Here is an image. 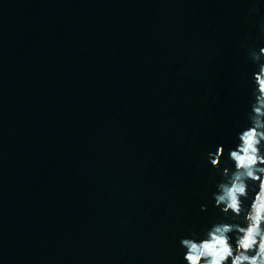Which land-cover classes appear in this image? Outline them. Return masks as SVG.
Returning <instances> with one entry per match:
<instances>
[{"label":"water","instance_id":"95a60500","mask_svg":"<svg viewBox=\"0 0 264 264\" xmlns=\"http://www.w3.org/2000/svg\"><path fill=\"white\" fill-rule=\"evenodd\" d=\"M255 6L0 0V264H183L219 214L207 153L246 122Z\"/></svg>","mask_w":264,"mask_h":264},{"label":"clouds","instance_id":"9594fccd","mask_svg":"<svg viewBox=\"0 0 264 264\" xmlns=\"http://www.w3.org/2000/svg\"><path fill=\"white\" fill-rule=\"evenodd\" d=\"M256 3L250 14H259ZM247 58L254 67L246 122L237 123L232 146L217 144L206 156L220 177L211 192L219 214L180 238L183 264H264V46H248Z\"/></svg>","mask_w":264,"mask_h":264}]
</instances>
